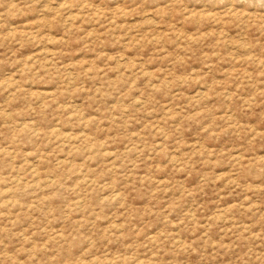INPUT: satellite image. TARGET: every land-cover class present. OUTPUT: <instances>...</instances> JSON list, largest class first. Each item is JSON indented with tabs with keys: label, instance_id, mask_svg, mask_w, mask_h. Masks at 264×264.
Instances as JSON below:
<instances>
[{
	"label": "rangeland",
	"instance_id": "obj_1",
	"mask_svg": "<svg viewBox=\"0 0 264 264\" xmlns=\"http://www.w3.org/2000/svg\"><path fill=\"white\" fill-rule=\"evenodd\" d=\"M0 264H264V0H0Z\"/></svg>",
	"mask_w": 264,
	"mask_h": 264
}]
</instances>
